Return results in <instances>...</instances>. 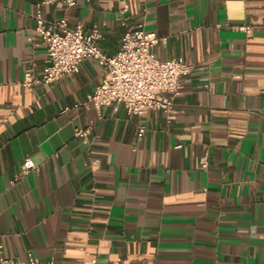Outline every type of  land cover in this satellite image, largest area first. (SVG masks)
I'll return each instance as SVG.
<instances>
[{
  "label": "crops",
  "instance_id": "1",
  "mask_svg": "<svg viewBox=\"0 0 264 264\" xmlns=\"http://www.w3.org/2000/svg\"><path fill=\"white\" fill-rule=\"evenodd\" d=\"M76 1L69 25L88 33L97 24L105 55L121 47L128 6L132 22L165 38L156 56L192 71L170 115L97 110L87 97L106 71L93 59L22 88L26 69L39 75L46 60L39 0H0L2 254L41 264H264V0ZM41 10L48 22L63 14ZM242 23L250 36L234 28ZM87 127L84 144L74 131ZM28 157L37 169L24 174Z\"/></svg>",
  "mask_w": 264,
  "mask_h": 264
},
{
  "label": "built area",
  "instance_id": "2",
  "mask_svg": "<svg viewBox=\"0 0 264 264\" xmlns=\"http://www.w3.org/2000/svg\"><path fill=\"white\" fill-rule=\"evenodd\" d=\"M43 5H54L63 14L48 22L41 10ZM76 5V0H39L35 13V32L46 50L45 65L42 73L37 75L32 63L19 82L20 86L30 88L39 84H53L77 73L84 60L93 59L106 71L102 83L87 97V101L97 110L103 106L121 104L128 115H140L148 110L172 114L175 110V98L181 93L180 78L191 73V64L181 58H158L154 53V46L159 42L165 43V38L154 32H147L143 21L132 22L128 6L119 11L118 20L125 30L121 47L115 55H105L97 45L101 38L97 24H93L88 33L81 23L69 25L65 12ZM146 11L144 6L143 13ZM234 28L244 32L246 36H250L252 31V25L248 23ZM145 130L144 126L139 127V139L143 137ZM90 135L89 127L76 128L74 131V136L84 144L90 141ZM91 163L97 165L99 160H92ZM200 165L207 167V153L200 158ZM36 169L35 162L26 158L22 164V173ZM3 247L0 240V264H41L31 254L26 261L6 257L2 254ZM95 263L96 260H91V264ZM115 264H121L120 258Z\"/></svg>",
  "mask_w": 264,
  "mask_h": 264
}]
</instances>
